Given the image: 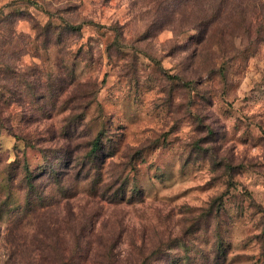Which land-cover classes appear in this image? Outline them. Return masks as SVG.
<instances>
[{
	"label": "rangeland",
	"instance_id": "1",
	"mask_svg": "<svg viewBox=\"0 0 264 264\" xmlns=\"http://www.w3.org/2000/svg\"><path fill=\"white\" fill-rule=\"evenodd\" d=\"M0 264H264V0H0Z\"/></svg>",
	"mask_w": 264,
	"mask_h": 264
},
{
	"label": "trees",
	"instance_id": "2",
	"mask_svg": "<svg viewBox=\"0 0 264 264\" xmlns=\"http://www.w3.org/2000/svg\"><path fill=\"white\" fill-rule=\"evenodd\" d=\"M77 29H79V27L78 26H74V25H70V24H65L64 26H63V30L64 31H75V30H77ZM7 126V125H6ZM6 129H8L7 127H5ZM101 149V140H100V137H95L94 138V140L92 141V147H91V149L88 151V154L86 155V156H92V157H94V156H97V153H98V151ZM92 161H94V160H92ZM55 180H57L58 181V183H59V179L57 178V174H56V176H55ZM31 183V182H30Z\"/></svg>",
	"mask_w": 264,
	"mask_h": 264
}]
</instances>
